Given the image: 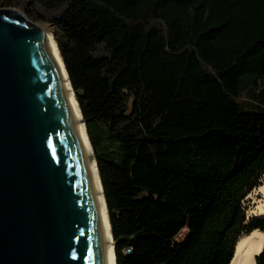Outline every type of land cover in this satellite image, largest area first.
I'll return each instance as SVG.
<instances>
[{"label": "trees", "instance_id": "obj_1", "mask_svg": "<svg viewBox=\"0 0 264 264\" xmlns=\"http://www.w3.org/2000/svg\"><path fill=\"white\" fill-rule=\"evenodd\" d=\"M0 6L47 26L57 43L116 264H231L239 238L264 231V216L247 220L243 205L264 176V0Z\"/></svg>", "mask_w": 264, "mask_h": 264}, {"label": "water", "instance_id": "obj_2", "mask_svg": "<svg viewBox=\"0 0 264 264\" xmlns=\"http://www.w3.org/2000/svg\"><path fill=\"white\" fill-rule=\"evenodd\" d=\"M41 28L18 9L0 8V264H107L88 170ZM259 255L238 264H257Z\"/></svg>", "mask_w": 264, "mask_h": 264}, {"label": "bare ground", "instance_id": "obj_3", "mask_svg": "<svg viewBox=\"0 0 264 264\" xmlns=\"http://www.w3.org/2000/svg\"><path fill=\"white\" fill-rule=\"evenodd\" d=\"M41 32L46 42L49 54L54 61V66L62 86L79 156L88 170L93 201L101 227L103 239L102 248L106 254L107 264H116L115 244L112 235L107 204L97 167L94 148L92 147L88 136L84 117L52 33L49 30H46L45 27L41 28ZM250 198L253 199V205H255L252 213H258L259 216L264 215V179L262 180V184L256 188L255 192L250 196ZM263 249L264 231L255 229L250 233L243 234L238 240V248L233 264L235 262L238 264V261L241 259L248 260V258L252 255H259Z\"/></svg>", "mask_w": 264, "mask_h": 264}, {"label": "rangeland", "instance_id": "obj_4", "mask_svg": "<svg viewBox=\"0 0 264 264\" xmlns=\"http://www.w3.org/2000/svg\"><path fill=\"white\" fill-rule=\"evenodd\" d=\"M0 8H5V7H2L0 6ZM43 27L46 28V30H49V28L45 25H43ZM264 179V176L262 178V180ZM262 180H261V184H262ZM256 189H254L243 201V205L245 207V212H246V216H247V220H251L252 218H255V217H263L264 215H260L258 213H252V210H254V207L255 205H253V199L250 198V196L255 192ZM260 198V196H259ZM185 232H183L181 235H180V239H182L184 236H185Z\"/></svg>", "mask_w": 264, "mask_h": 264}, {"label": "built area", "instance_id": "obj_5", "mask_svg": "<svg viewBox=\"0 0 264 264\" xmlns=\"http://www.w3.org/2000/svg\"><path fill=\"white\" fill-rule=\"evenodd\" d=\"M130 251H131L130 249H127L125 252H126V253H130Z\"/></svg>", "mask_w": 264, "mask_h": 264}]
</instances>
